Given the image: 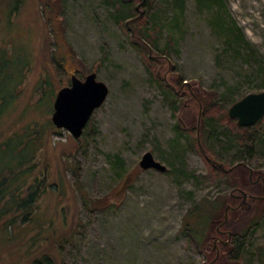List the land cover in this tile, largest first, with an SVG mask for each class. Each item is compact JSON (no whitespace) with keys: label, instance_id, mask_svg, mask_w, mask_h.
<instances>
[{"label":"rangeland","instance_id":"374dc122","mask_svg":"<svg viewBox=\"0 0 264 264\" xmlns=\"http://www.w3.org/2000/svg\"><path fill=\"white\" fill-rule=\"evenodd\" d=\"M139 1L137 10L146 12ZM218 1L256 50L259 69L224 47L210 22ZM148 2L156 5L155 13L147 11L159 24L153 32L158 47L167 48L163 53L156 47L146 51L132 31L148 25L145 15L140 24L117 21L112 0H0L5 58L0 66V171L14 169L27 157L25 162L32 163L27 174L42 177L28 212L36 222L29 219L15 236L0 240V264H41L33 255L50 241L39 236L50 238L67 228L73 232L58 246V264H207L215 254L212 239L197 244L183 223L205 231L198 225L202 210L212 209L210 200L217 203L216 214L225 203H235L229 196L234 180L262 192L260 181L242 183V168L219 171L200 150L195 139L199 103L186 85L215 92L214 101L225 111L247 90L264 87V0H217L210 6L182 0L181 9L169 0ZM55 33L76 67L74 74L93 70L107 85L77 137L50 124L54 92L69 73L49 51L59 53ZM258 121L243 126L251 134L264 127V120ZM217 137L221 140L202 138L217 160L225 165L243 160L253 167L252 177L264 174V154H247V142ZM146 148L165 169L139 166ZM249 199V207L229 214L233 231L227 243L238 248L239 256L218 247L209 264L215 258L213 264H264V198ZM5 212L20 213L14 206ZM9 230L14 232V224Z\"/></svg>","mask_w":264,"mask_h":264},{"label":"trees","instance_id":"16d2710c","mask_svg":"<svg viewBox=\"0 0 264 264\" xmlns=\"http://www.w3.org/2000/svg\"><path fill=\"white\" fill-rule=\"evenodd\" d=\"M147 0H140L139 2L146 5L148 8H146V12H139L137 9V5H135V0H112L114 4L117 3V11L115 13V18L117 21L124 20V19H130L136 22L137 24H140V22L144 21V15H145V21L149 22L148 25L142 24L141 27H134L132 31H134L135 35L143 39V46L146 48V51H151V49H154L155 51L163 53L167 51V48L164 46L158 47L157 45V37L155 36V33L153 32L154 29H159V24L155 21L156 19L152 17L151 14H148V10L151 9L152 14L155 13L154 10V3H146ZM172 2V4H175L179 9H181L182 0H169ZM200 5L210 6L217 0H195ZM211 24L216 28V30L222 35V42L225 48H231L233 50V54L235 56H240L241 60L246 61L250 63L251 65L255 66V69H259L260 63L258 61L259 57L256 55L257 52L254 50L249 40L244 36L243 31L241 28L237 25L234 18L228 14V12L224 13V10L222 9V6L220 5V1L216 3V7L213 9L211 14ZM45 23V22H44ZM132 35L133 33L130 32ZM134 35V34H133ZM55 44L57 46L56 51L59 53L55 54V48L50 49L49 51L51 54H54L56 56V60L63 65V67L69 71L68 73V81L70 75L74 73V67L73 64L69 63V58L66 56L65 50L63 51V43L61 40V36H59L57 33H55ZM49 52V53H50ZM149 55V52L146 54ZM4 56L2 53H0V66H2V62L5 61V58L3 60ZM154 60V57H150ZM261 69V68H260ZM172 94L176 93V90L172 89L166 79L161 80ZM66 82V83H67ZM63 83V84H66ZM61 85V84H60ZM59 86V85H58ZM186 88L190 94V96L195 99L198 103H200V113L198 116L197 121V134L195 139L197 140V145L199 146L200 150L204 153L205 157L207 156L212 157L215 159V152L211 151L209 147L204 146V143L202 142L203 135L206 136H213L216 140H221L217 137V134H224L227 138H233L239 143L247 142L245 144V152L247 154H252L254 152H260L261 154H264V127L260 128L258 126V129L253 131L251 134L247 132V128L243 125H239L236 123L235 119L229 116L224 107L219 106L218 102L216 100L214 101V97H212V94L214 95L215 92L203 89L202 87L192 85L189 83L186 85ZM50 92V88L48 89ZM227 99V98H226ZM259 120V121H258ZM264 120V113L257 119L258 122H261ZM225 122V123H224ZM52 120H50V124H52ZM264 126V122L263 125ZM77 137V135H76ZM194 140V139H193ZM22 144V143H21ZM174 154H179L178 151H176ZM115 157H118L117 154H114ZM208 159V158H207ZM27 160V157L24 159H21L16 164L15 168H7L5 167V171L3 169V172L0 171V240H6L14 236L20 232L23 229V223L29 219H32L34 223L36 222L35 217L30 215V209L34 206V199L37 196L38 191L42 188L40 186L41 176H37V174H27L26 170H28L27 166L32 165L31 162H25ZM209 160V159H208ZM243 161V160H242ZM214 164V163H213ZM235 165L242 168V183L243 182H250L247 179V176H245V173L249 171V166H245L242 163L235 161ZM217 170L222 171L223 170L215 164ZM251 171L253 172L254 169L251 167ZM231 171V170H229ZM226 171V172H229ZM259 171V170H258ZM11 172V173H10ZM261 172V171H260ZM27 174V175H26ZM17 180H16V179ZM29 179L30 183L24 185L26 181ZM17 182H16V181ZM40 181V182H39ZM259 181V180H258ZM39 183V184H38ZM235 184H239V182H236L234 180ZM230 196V194H229ZM85 201L87 200L90 202L92 199L87 198V196H82ZM86 201V202H87ZM206 201H208L206 199ZM211 202L209 205L212 207V209L202 210L201 216H200V222H202L201 218L203 217V221L205 222H198V225L202 224L206 227L205 231L202 228V226L195 227L192 224H189L188 222H184L182 227L191 235V237L194 239V241L197 244H204L206 241H209L212 239L213 236H215L216 229L215 227L212 228V224L214 223V220L212 217L216 214L213 208L214 206H217L215 200H210ZM217 201V200H216ZM205 202V201H204ZM219 202V201H218ZM14 206L15 210H19V214L17 217L14 213L12 215H7L5 212V208ZM209 213V211H211ZM234 211L233 209L227 210V218L225 220V223L228 227L233 231V227L229 223V214ZM220 212V211H219ZM5 213V214H4ZM209 213V214H208ZM209 216H211L209 218ZM209 218V220L207 219ZM205 219V220H204ZM18 220V221H17ZM50 223V222H49ZM14 224V232L9 230V226ZM38 224V223H36ZM51 225V223H50ZM39 227L42 226V224H38ZM215 226V225H214ZM70 230V231H69ZM67 228L66 231H59L56 234H51L50 238L45 235L39 236L42 240H48L50 241V246L47 249H42L38 254H34L33 257H35L41 264H58V261L60 259V253L58 246L63 243V241H66L70 238L71 233L73 232V229ZM39 237L37 236L35 240H38ZM34 236L30 239H33ZM219 244V240L216 242ZM58 244V245H57ZM229 243H222L219 245V249L223 248L225 249L224 253L226 255H229L230 257H238L239 256V250L238 248H234L233 246H228ZM40 244H38L39 246ZM227 252V253H226ZM218 257V256H217ZM216 259V258H215ZM214 259V260H215ZM214 260L211 264H213Z\"/></svg>","mask_w":264,"mask_h":264},{"label":"water","instance_id":"95a60500","mask_svg":"<svg viewBox=\"0 0 264 264\" xmlns=\"http://www.w3.org/2000/svg\"><path fill=\"white\" fill-rule=\"evenodd\" d=\"M106 92L107 85L105 81L98 78L93 70L85 72L80 77L72 73L68 84L59 85L54 92L50 119L56 126H63L72 135L76 136L82 130L93 108L104 99ZM199 112L198 109L197 117ZM226 113L235 117V121L239 125H248L254 122L264 113V87L247 90L232 100L226 108ZM137 162L140 167L166 168V164L154 156L149 148L141 152ZM214 162L218 165L222 164L220 160H215ZM245 193L246 191H243L242 198H244ZM248 204L249 202L246 201V205ZM229 205L227 203L224 206L221 221L226 218V208ZM226 232L227 235L222 239L223 242L227 241L230 235L229 230ZM212 243L215 248L214 258L217 254L218 246L214 239H212Z\"/></svg>","mask_w":264,"mask_h":264},{"label":"flooded vegetation","instance_id":"af4514ba","mask_svg":"<svg viewBox=\"0 0 264 264\" xmlns=\"http://www.w3.org/2000/svg\"><path fill=\"white\" fill-rule=\"evenodd\" d=\"M67 84H68V82H67ZM197 121H198V117H197ZM197 127L198 126H196V128ZM196 132H197V130H196ZM207 158L210 160V162L216 164L214 162L215 160H217L216 158L214 159V158L209 157V156H207ZM236 161L242 163L245 166H249L247 163L243 162L242 160H236ZM218 166H220V168L223 171L226 172V171L231 170L236 165H235V161H234L233 163H230L229 165H225L222 162V164L221 165H218ZM251 170H252L251 169V166H249V171L247 173L248 179H249V181L251 183H256L259 180L260 181V189H261L262 192L261 193L252 192V191L248 190L246 187H244V186H242L240 184L232 183L231 186H230V188H229V194H230L231 198H236V202L235 203H229V202H227L230 205L226 208V218H227V210L228 209L235 210V209H242L244 207L247 208L250 205V199L249 198H259V197L260 198H264V174H263V172H259V173H257L255 175V177H252L251 176L252 175V171ZM243 191H246L244 198H242ZM246 201L249 202L248 205H246ZM227 203H225L224 206ZM224 206H223V208H224ZM222 211H221V216H219V217L216 216V218H214L215 217L214 216L212 218V219H214V222H215V226L214 227H215L216 232H217L215 234V236L212 237V239H214L215 243L217 242V240H219L220 243L219 244L216 243V245H218V246L221 245L222 243H227L229 241V238L225 242L222 241V239L225 238L226 235H227V232H226L227 230H229L230 235L232 234V230L230 229V227H227L226 226V223H225L226 218L223 221H221V219H222ZM212 245L214 246L213 243H212Z\"/></svg>","mask_w":264,"mask_h":264}]
</instances>
